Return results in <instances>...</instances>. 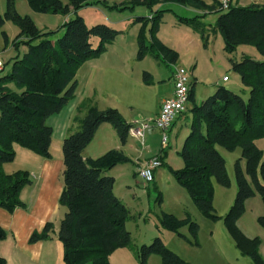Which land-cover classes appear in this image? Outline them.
Returning <instances> with one entry per match:
<instances>
[{
	"label": "trees",
	"instance_id": "1",
	"mask_svg": "<svg viewBox=\"0 0 264 264\" xmlns=\"http://www.w3.org/2000/svg\"><path fill=\"white\" fill-rule=\"evenodd\" d=\"M107 1L96 0L95 3L107 6ZM27 2L35 12L62 16L73 14L75 17L64 21L56 30L41 31L28 16L16 12L13 0H6L5 12L0 15V29L6 21L18 28L12 40L16 54L9 61V69L0 76V207L10 213L17 208H26L20 192L32 183L29 172L25 170L12 173L2 170L3 164L15 159L14 146L27 149L42 159L51 158L53 129L46 120L75 98L77 70L87 60L98 57L121 34L120 30L107 25L88 27L85 24L77 12L90 5L89 0H69L66 4L60 0ZM163 3L203 11L189 18L178 17L179 23L197 31L203 27L200 18L207 13L220 12L212 30L222 37L224 51L232 53L239 45H252L264 57V4L251 2L221 10L217 0L211 4L203 0H128L110 8L132 10L136 5H143L151 14L150 17H136L133 22L142 23L137 35V59L146 54L157 60L162 55L172 63L177 59V53L155 37L164 10L154 7ZM149 22L150 32L147 34ZM59 33L61 36L53 40ZM2 35L7 45L6 34L2 32ZM93 38L98 39L96 47H93ZM20 46L26 49L21 51ZM233 67L240 75L243 91L247 90L246 96L218 86L212 95L195 103L193 85L190 86V105L181 114H191L189 134L177 152L183 166L170 168V171L178 185L187 190L199 211L214 220L218 216L214 214L213 183L225 188L230 186L225 159L217 147L227 151L240 149L241 158L234 164L236 195L224 216V223L239 253L249 257L251 264H264L259 252L260 239L247 237L236 225L247 199L258 194L264 206V163L261 162L262 151L256 144L257 140L264 138V60L242 56L239 62H233ZM144 78L149 80L150 75L145 72ZM76 112L73 123L77 127L61 145L63 187L58 205L64 209V214L56 237L63 246L64 264H110V254L129 246L131 237L125 230L129 211L114 195V178L107 172L132 161L119 149H110L96 158L84 157L83 152L103 123L110 124L121 145H125L131 123L116 108L98 109L87 98L77 105ZM81 112L83 114L78 115ZM164 156L165 153L158 155L161 165ZM241 159L245 161L244 170L240 166ZM257 223L264 229V213L257 217ZM159 225L180 236L179 229L187 226L190 239L184 237L185 240L190 245H199L198 225L189 217L177 219L164 213L159 218ZM53 232V224L46 223L41 232L30 236L29 241L46 239ZM6 234L0 227V241ZM153 254L160 258L161 264H188L165 247L159 237H155L150 245L139 248L140 263L146 264ZM0 264H6L2 257Z\"/></svg>",
	"mask_w": 264,
	"mask_h": 264
},
{
	"label": "rangeland",
	"instance_id": "2",
	"mask_svg": "<svg viewBox=\"0 0 264 264\" xmlns=\"http://www.w3.org/2000/svg\"><path fill=\"white\" fill-rule=\"evenodd\" d=\"M66 4L69 0H60ZM96 0H89L90 5L83 6L77 12L88 27L96 24L107 25L116 30H122L113 43L108 45L98 57L87 60L76 73L78 90H85L86 94H93L91 101L97 102L98 109L116 108L126 119L146 118L151 116L163 97H167L171 82V74L174 66L185 69L189 78L190 85H193L195 98L203 101L212 95L218 86L246 96L247 90L243 91L244 86L240 75L234 70L233 62H239L242 56L262 61L264 57L252 45H239L232 53L224 51V42L220 34L212 30L215 20L220 12L207 13L200 18L203 25L200 31L193 27L178 22V17H193L198 12L191 11L192 8L178 5L175 3L158 4L154 9H163V14L159 27L155 32V37L163 45L174 49L178 54V60L174 64L161 58L155 59L153 55L146 54L142 59H137V35L142 23H135L130 27L128 20L136 17H148L150 11L143 5H136L134 9L117 10L110 6L119 5L128 0H108L107 6L95 3ZM206 4H211L213 0H204ZM244 1V0H243ZM16 12L21 16H28L41 31H53L59 28L64 21L72 19L75 15L62 16L60 14L35 12L28 5L27 0H13ZM6 9V0H0V15ZM206 12V11H205ZM151 22L147 25L146 33L150 32ZM2 32L6 34L7 45H5ZM18 33V28L10 21H6L0 29V54L4 61V74L10 67V59L15 56L16 51L12 48V40ZM61 33L54 36L56 40ZM93 47L98 45V39H92ZM8 47L6 52L4 48ZM3 48V49H2ZM21 51L26 49L20 46ZM150 75L149 80L144 78V73ZM223 76L229 79L228 82L222 81ZM149 81V82H147ZM189 114V113H188ZM77 115L76 109L71 108V101L57 114L47 119V124L54 128L53 151H61V131H66L73 125V118ZM113 133L112 139L116 140L113 127L106 123ZM180 126V125H179ZM179 126L170 133V145L165 146L166 155L163 157V164L154 171L152 182H145L135 174V166L132 162L117 165L107 172L114 178L113 193L125 205L129 211V217L125 224V230L130 233L131 244L127 247L115 250L109 256L110 264H141L139 248L142 245H150L155 237H159L162 243L173 253L180 256L188 264H210L220 261V258H242L240 263L245 264L251 260L247 256H242L234 245V241L228 233L224 216L233 204L236 195V182L234 164L241 158L240 149L227 151L217 147L220 154L225 159V168L230 179L228 188L221 187L213 183V207L217 219L205 217L193 203L187 190L178 185L172 175L171 169H180L183 161L177 152L181 149V135L178 136ZM77 127V126H76ZM66 129V130H65ZM68 131V130H67ZM66 131V132H67ZM75 130L67 132L66 135ZM100 131L84 151L86 155L98 156L106 152V149L114 148L111 135ZM146 133L144 143L149 145V150L144 154L148 156H162L163 148L160 142V133L153 131ZM151 137L149 138V135ZM63 141V140H62ZM258 148L262 151L261 162L264 163V138L256 141ZM54 146H59L57 150ZM133 146V145H132ZM163 148V149H164ZM23 150V149H21ZM25 151V150H23ZM33 156V152L26 151ZM104 152V153H105ZM129 153H133L130 150ZM125 154V153H124ZM126 155V154H125ZM96 156V157H97ZM242 170L245 168V161L240 160ZM28 165L24 161L23 155L18 152L16 159L10 162L2 170L5 173H12L17 170L25 169ZM158 195L160 199L157 200ZM244 212L237 219L236 225L240 220L241 227L248 229L250 224L255 226V231L264 234L258 223L255 221L257 215L264 213V206L258 194L247 199L244 203ZM172 214L177 219L189 217L198 225L197 242L198 246L190 245L184 237L190 239L187 226L179 229L177 233L163 229L159 225V218L162 215ZM241 230V229H240ZM251 228L249 238L258 237L262 239V252L264 254V236H258ZM261 244V243H260ZM260 252V250H259ZM262 255V253H260ZM263 257V255H262ZM264 258V257H263ZM208 259V260H207ZM146 264H161L157 255H150Z\"/></svg>",
	"mask_w": 264,
	"mask_h": 264
},
{
	"label": "crops",
	"instance_id": "3",
	"mask_svg": "<svg viewBox=\"0 0 264 264\" xmlns=\"http://www.w3.org/2000/svg\"><path fill=\"white\" fill-rule=\"evenodd\" d=\"M249 3H251V1L249 0H244V1L243 0H232V5H237V6H245ZM254 3L264 4V0L256 1ZM191 11H194V9H191ZM186 18H189V17H186ZM133 22H134L133 18L128 20V24H130V27L135 25V23ZM120 31H121V34L124 33L122 30ZM8 50L9 48L5 47L4 51L2 52H6ZM172 50L175 51L174 49ZM167 60H168V63L174 64L178 60V54H177V59L175 62L172 63L169 59ZM172 81H173V78L171 74V82ZM228 81L229 79H227L226 82ZM172 91H173V85L171 84L169 88L168 96L163 97L159 101L158 105L156 106L151 116H148L146 118L133 117L131 119H126L124 117V119L127 122L132 123L136 119L153 118L154 116L158 114L162 101L171 97ZM91 96H93V94L90 95L89 92H87L86 94L85 90L80 91L77 88L76 96L71 101V108L76 109L77 105L85 98L89 99L91 104L97 107L96 105L97 102L91 101V98H90ZM193 99L195 103H199L202 101V100L201 101L197 100L195 98V95ZM189 105H190V101L188 103L187 108H189ZM82 114L83 112L79 113L78 115L81 116ZM190 122H191L190 113L186 115H179L174 121V123L172 124V127L170 129V133H171L174 128L180 125L178 136L181 135V140H180L181 147L184 144V140L186 136L189 134ZM46 123H47V120H46ZM105 125L107 124L103 123L98 127L94 137L100 131H102L101 137H106L104 136L103 132H106L109 135H111V141L113 142V144H115L113 145L114 148L112 149H119L123 153H125L126 156L134 164L135 171L138 166L142 165V163H144L145 161L153 157L152 155L148 157H144L145 151L147 152L149 150L148 148H151L149 147V145L146 146L144 142L143 144H141L140 141H138L137 139L131 136H129L125 145H121L115 130H114V133H115L116 140L112 139L113 133L111 132L110 128H108V126H105ZM52 129H53V135H54V128L52 127ZM75 129H76V124L73 123V125L70 126L69 129H67L68 131L66 129L65 130L67 132H70ZM66 131H63V130L61 131V134H60L61 142L67 136ZM170 133H169V137H170ZM152 134H154L153 131H152ZM53 135H52V142L50 146V152H51L50 159H42L36 154H35L36 156H33L32 154L26 152L29 150L21 148L17 145L14 146L15 159L17 157L18 152H20L23 155L24 161L27 163L28 167L25 169H21V170H25L29 172V176L32 180V183L24 187L20 192V199L26 205V208H17L12 213H10L0 207V227L3 230H5V232L7 233L6 237L0 241V257L5 259L6 264H64L63 246H62V243L56 237V232L58 230L59 222L64 214V209L59 207L58 205V197L63 187V158H62V152L57 150L59 146H54L57 151H53L52 149ZM148 135L150 138L151 135L150 134ZM169 145H170V142L167 146L169 147ZM108 150L110 149H106V151ZM130 150H133L132 154L129 153ZM161 151L162 153L163 151L166 153L165 148L164 149L162 148ZM104 152L100 154H104ZM83 156L89 157V158H96L97 155L96 156L86 155L85 152H83ZM8 164L9 163L3 164V168L6 167V165ZM258 216L260 215H257L255 217V221L257 220ZM46 223L53 224L54 232L50 235V237L46 239H40L34 242H30L29 241L30 236L35 232H38V233L41 232ZM238 226L249 237L256 236L250 233L251 228H253L254 231L255 229H257L255 228V226H253V224H250L249 225L250 227L248 229H243L241 227L240 220H239ZM255 232H258L257 235L260 236L261 238L262 236H264V234L261 233L260 231L256 230ZM262 243L263 242L261 239L259 250H260V253H262L264 257V254L262 252V248H263ZM239 259H242V258H220V261L215 262V264H238L241 261ZM211 262L213 261L210 259V263ZM205 263L210 264L207 262ZM245 264H250V262L248 263L245 261Z\"/></svg>",
	"mask_w": 264,
	"mask_h": 264
},
{
	"label": "built area",
	"instance_id": "4",
	"mask_svg": "<svg viewBox=\"0 0 264 264\" xmlns=\"http://www.w3.org/2000/svg\"><path fill=\"white\" fill-rule=\"evenodd\" d=\"M219 8L226 10L232 5V0H218ZM251 2L262 0H249ZM4 62L0 56V71L3 69ZM173 91L171 97L162 101L159 112L151 119H136L131 123L129 136L144 142L146 133L158 131L160 133V142L164 148L169 144V133L172 124L176 118L184 113L189 103L190 78L184 68L174 66L172 73ZM222 81H227L223 76ZM161 166V160L158 156L151 157L137 168V175L145 182L153 181L154 171Z\"/></svg>",
	"mask_w": 264,
	"mask_h": 264
}]
</instances>
